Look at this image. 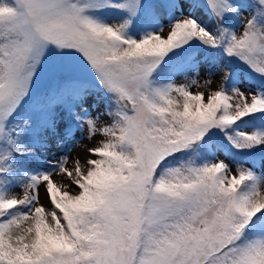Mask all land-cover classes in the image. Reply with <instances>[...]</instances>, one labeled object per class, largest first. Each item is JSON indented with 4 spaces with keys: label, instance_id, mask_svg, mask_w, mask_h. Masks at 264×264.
I'll return each instance as SVG.
<instances>
[{
    "label": "rangeland",
    "instance_id": "1",
    "mask_svg": "<svg viewBox=\"0 0 264 264\" xmlns=\"http://www.w3.org/2000/svg\"><path fill=\"white\" fill-rule=\"evenodd\" d=\"M78 1L8 0L7 8L0 11V28L5 35L21 37L15 43L12 56L5 58L6 72L0 86V143L13 140L26 155L27 184L31 177L39 179L35 185L29 184V189L7 184L0 200L4 205L17 203L29 190L35 200L25 210L30 213L35 206H42L48 219L54 221L56 212L51 193L58 198L67 193L71 196L81 193V183L94 167L93 162L102 158L100 149L115 141L114 135L105 127L113 125L118 117L111 115L108 106L118 108L121 113L123 98L132 99L134 112H126L123 116L128 132L124 139V129L120 128L123 135L116 140L118 143L124 141V144L126 141L136 150L135 176L130 181L128 177L124 178L126 187L120 188L115 201L106 205L104 244L98 243L92 264H201L223 245V234L216 231L217 224H222L218 217L221 211L189 193L177 195L149 190L146 192L150 195L148 201H143L146 185L154 175L150 170L170 150L160 149L147 132L150 110L141 94L148 91L151 74H138L131 70L134 65L107 59L105 52L109 50L102 45L93 46L90 36L82 32L75 20V14H82V8H85H74ZM85 1L94 7L89 8V11L93 9L92 17L97 19L99 16L124 36L132 34L138 40L143 33L167 36L180 20L192 24L196 43L182 51L179 66L173 69L162 87L170 95L176 96L182 88L186 93L199 94L202 105H207L217 92L224 94L234 106L251 104L256 97L264 100L261 84L245 77L248 74L244 68L236 74L233 70L235 61L228 53L220 51L218 56L210 53L224 38L227 42L246 44L251 49L250 54L261 52L264 55L262 6L261 14L253 3L231 0L239 7L241 20L222 27L207 7L197 1L122 0L118 7H106L104 0ZM207 1L227 18L228 12L221 13L225 12L221 5L223 0ZM143 14L145 19H141ZM143 24L145 26L139 31L135 29ZM89 83L91 87H88ZM27 102L30 108L25 112ZM260 123V134L264 136V115ZM239 124L241 130L250 132ZM214 147L215 153L208 165L220 163L229 178L238 176L240 171H253L264 191V154L251 161L247 156H236L238 151L232 156L227 155L220 143H215ZM124 151L132 155L127 146ZM82 154L85 158L79 168L74 163ZM62 176L69 182L68 188L63 186ZM184 207L190 208L192 214L183 211ZM221 209L229 215L235 212L241 216L238 210L226 206ZM171 216L189 217L187 220L196 225L203 221L205 226L197 237L181 235L178 231L179 236L173 235L171 243L166 241L168 237L158 236L166 229L161 228L154 240L146 242L144 247L163 249L152 256L144 249L140 257L135 258L138 236L157 233V223L163 217ZM259 221L255 242L257 248L264 249V214ZM180 226L172 227L179 229ZM215 258L217 255L211 257ZM71 263V252L67 251L54 255L51 260L33 264ZM0 264L29 263H9L0 259Z\"/></svg>",
    "mask_w": 264,
    "mask_h": 264
},
{
    "label": "trees",
    "instance_id": "2",
    "mask_svg": "<svg viewBox=\"0 0 264 264\" xmlns=\"http://www.w3.org/2000/svg\"><path fill=\"white\" fill-rule=\"evenodd\" d=\"M120 1L122 0H104V3L106 7H118L121 6ZM189 1L203 3L201 0ZM245 1L255 4L261 14L263 13L260 7L264 9V0ZM7 3L8 0H0V11L7 8ZM221 5L225 8V12L221 13L225 15L228 12L225 15L227 18L220 15L219 10L208 2L203 3L219 24L228 23L230 17L240 14L239 7L231 0H223ZM80 6L85 8H82V14H75V20L82 32L90 36L93 46L102 45L105 50H109L105 52L108 54L107 59H113L122 65H134L131 70L138 74H151L148 91L143 90L144 93L141 94L150 110V123L146 128L160 149L170 150L150 170V174L154 172L150 182L158 178L154 180V187L150 182L146 185L144 193L150 188L156 192L177 195L189 193L191 196H198L202 203L219 207L221 212L218 217L222 224H217L216 231L223 234L224 249L217 254V258L210 257L201 264H264V250L253 246L254 231L258 226L257 216L264 212V191L260 188L257 173L245 170L240 171L238 176L228 178L220 163H204L211 159L216 142L226 148L227 154L231 156V153L237 151L240 154L263 151L264 136L261 135L256 140V117L264 113V101L255 98L251 104L234 106L230 102L219 100L216 94L207 105H202L199 94H190L179 89L175 96L168 91H162L166 78L179 63V51L190 47L195 40L192 24L185 20L179 21L174 25L173 32L167 36L143 33L138 40L132 34L130 37L124 36L109 21L100 20L99 16L97 19L92 17L90 13L93 9L89 11L92 6L87 1L79 0L74 8ZM4 32L0 28V86L6 72L5 58L12 56L17 39H21L17 35L7 36ZM220 47L218 44L217 52ZM231 48L228 54L236 66L246 63L244 69L263 82L264 55L261 52L250 54L251 49L242 43L234 44ZM90 84L88 87H91ZM29 108L27 102L25 112ZM108 108L112 116L118 117L113 125L105 127L114 135L115 141L100 149L102 158L94 162L95 166L83 179L82 191L78 196L63 194L54 199V221L48 219L42 206L36 207L30 213L24 210L32 198L28 192L22 200L14 204L4 205V201L0 200L1 260L33 264L51 260L54 255L69 251L73 262L71 264H92L98 243L104 244L106 228L103 213L106 205L115 201L120 188L126 187V181L122 180L128 177L130 181L135 176L134 167L137 162L136 150L126 141L124 144V141L118 143L116 140V137L123 135L120 128L124 129V139L128 132L123 110L121 114L114 106L109 105ZM237 122H242L251 131H238L235 129ZM125 146L132 155L125 153ZM25 163V155L18 150L13 140L6 139L0 143V198L8 183L19 184L22 188L28 187L21 178ZM143 198H147V193ZM225 206L240 211L241 216L235 212L230 213V216L222 211L221 207ZM187 218L189 217H163L156 225L158 232L148 236L149 242L154 240L161 228L166 229L158 236L168 237L166 241L170 243L173 235L179 236L178 231L181 235L197 237L202 224H191ZM178 224H181L179 229L172 227ZM144 244L143 239L138 237L137 256L144 249L148 255L163 249L147 248Z\"/></svg>",
    "mask_w": 264,
    "mask_h": 264
},
{
    "label": "bare ground",
    "instance_id": "3",
    "mask_svg": "<svg viewBox=\"0 0 264 264\" xmlns=\"http://www.w3.org/2000/svg\"><path fill=\"white\" fill-rule=\"evenodd\" d=\"M84 158H85V156H84ZM84 158H83V154H82V157H81V158H78L77 162H75L74 165L77 166V167H79V168H81L80 165H81L82 160H83ZM91 169H92V168H91ZM91 169H90L89 171H91ZM89 171H88V172H89ZM58 178H60V177L58 176ZM61 179H63V186H64L65 188H68L70 184H69V182L67 181V179L64 178V176H62ZM61 179H59V181H60ZM49 199H50V198H49Z\"/></svg>",
    "mask_w": 264,
    "mask_h": 264
},
{
    "label": "water",
    "instance_id": "4",
    "mask_svg": "<svg viewBox=\"0 0 264 264\" xmlns=\"http://www.w3.org/2000/svg\"><path fill=\"white\" fill-rule=\"evenodd\" d=\"M123 102H124V104H125L126 107H128L129 109H131V104H130V102H129V100L127 98H124L123 99Z\"/></svg>",
    "mask_w": 264,
    "mask_h": 264
}]
</instances>
